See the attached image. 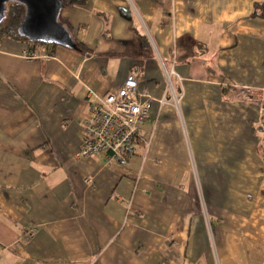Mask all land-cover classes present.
<instances>
[{
    "label": "crops",
    "instance_id": "1",
    "mask_svg": "<svg viewBox=\"0 0 264 264\" xmlns=\"http://www.w3.org/2000/svg\"><path fill=\"white\" fill-rule=\"evenodd\" d=\"M60 21L84 52L0 33V264H264V0H85ZM162 66L181 100L152 103L147 145L76 158L88 90L132 75L168 98Z\"/></svg>",
    "mask_w": 264,
    "mask_h": 264
},
{
    "label": "built area",
    "instance_id": "2",
    "mask_svg": "<svg viewBox=\"0 0 264 264\" xmlns=\"http://www.w3.org/2000/svg\"><path fill=\"white\" fill-rule=\"evenodd\" d=\"M130 1V0H128ZM132 1V0H131ZM169 97L156 100L145 89H140L137 79L129 75L116 91L98 97L88 90L91 99L88 112L80 127V146L76 158L90 159L102 156L104 161L124 167L134 155L135 144L143 141L140 131L145 126L154 101L159 105L172 102L179 110L181 95L173 88L171 79L176 77L173 67L168 71L162 66ZM259 110L264 118V101ZM145 145L147 143L143 141ZM85 183H91L85 180ZM33 235L26 231L22 242H28Z\"/></svg>",
    "mask_w": 264,
    "mask_h": 264
},
{
    "label": "water",
    "instance_id": "3",
    "mask_svg": "<svg viewBox=\"0 0 264 264\" xmlns=\"http://www.w3.org/2000/svg\"><path fill=\"white\" fill-rule=\"evenodd\" d=\"M21 4L25 14L17 33L30 43L54 45L75 50L69 32L58 22L63 4L60 0H0V23L5 19L6 6Z\"/></svg>",
    "mask_w": 264,
    "mask_h": 264
},
{
    "label": "trees",
    "instance_id": "4",
    "mask_svg": "<svg viewBox=\"0 0 264 264\" xmlns=\"http://www.w3.org/2000/svg\"><path fill=\"white\" fill-rule=\"evenodd\" d=\"M60 1L64 7V6H69V5H83L85 0H60ZM24 14H25V8L21 4H17V3L8 4L6 6L5 18H8L10 22L6 26L3 24V21L0 23V33H5V34H7L11 37H14V38L20 37L23 40H26L25 38H23L22 36H20L17 33V29L19 28V24L22 21ZM255 14H257V13H255ZM58 22L61 25H63L62 22L60 21V15L58 18ZM63 27H65V29L69 32V30L66 26L63 25ZM26 41H28V40H26ZM74 46H75V50L80 51V52H84V48L82 45H79L76 42H74Z\"/></svg>",
    "mask_w": 264,
    "mask_h": 264
},
{
    "label": "rangeland",
    "instance_id": "5",
    "mask_svg": "<svg viewBox=\"0 0 264 264\" xmlns=\"http://www.w3.org/2000/svg\"><path fill=\"white\" fill-rule=\"evenodd\" d=\"M9 19L8 18H5L4 20H3V24L6 26V25H8L9 24ZM13 32V31H12ZM10 33V32H9ZM168 91V90H167ZM168 94H169V91H168Z\"/></svg>",
    "mask_w": 264,
    "mask_h": 264
}]
</instances>
